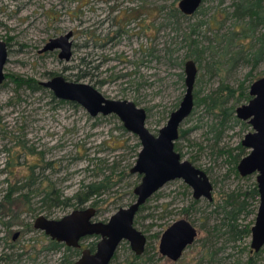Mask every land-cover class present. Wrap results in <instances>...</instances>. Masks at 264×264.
<instances>
[{"label":"rangeland","instance_id":"374dc122","mask_svg":"<svg viewBox=\"0 0 264 264\" xmlns=\"http://www.w3.org/2000/svg\"><path fill=\"white\" fill-rule=\"evenodd\" d=\"M179 1L0 0V41L8 52L0 86V259L21 254L13 264H61L68 253L45 250L50 239L34 230L35 219L59 220L92 207L93 221L106 223L120 208L135 202L133 190L141 182L140 175L130 173L141 148L139 140L116 116L91 118L79 105L58 100L45 88L33 91L31 86L55 76L88 84L108 100H126L144 109L145 127L157 136L184 96V64L193 61L186 58L184 37L195 30L191 37L198 38L199 50L205 49L195 63V98L216 94L225 85L236 91L225 104L228 111L248 103L239 94L240 86L248 92L253 82L264 77V62L255 69L242 60L233 64L241 50L238 41L225 48L223 36L237 29L234 0H205L193 16L176 20L171 15ZM67 33L72 34L69 62L58 59V50L42 52L49 40ZM261 37L260 26L247 52L258 49L256 39ZM247 52L240 56L249 59ZM217 61L218 65L212 63ZM241 96V101L236 99ZM221 120L204 104L194 106L180 126L185 134L178 142L182 160L207 175L212 201L194 200L180 180L167 183L146 202L134 224L146 237L147 251L135 260L129 244L122 242L111 264H247L253 256L250 237L224 245L222 232L213 230L221 219L220 210H214L223 196L244 192L255 183V174L237 178L232 163L252 129L235 112L223 124ZM110 176L115 185L82 207L75 201L67 207H42L45 190L61 200L70 199ZM10 185L19 190L5 201ZM255 216L242 214L238 223L248 225ZM179 220L190 222L197 237L177 262H171L159 255L158 243ZM98 241V237L81 241V250L91 246L95 250ZM261 250L255 264H264V247ZM0 264L7 263L0 260Z\"/></svg>","mask_w":264,"mask_h":264},{"label":"water","instance_id":"95a60500","mask_svg":"<svg viewBox=\"0 0 264 264\" xmlns=\"http://www.w3.org/2000/svg\"><path fill=\"white\" fill-rule=\"evenodd\" d=\"M203 2L204 0H180L177 9L183 16L190 17L200 9ZM71 37L72 34L67 33L49 40L42 52L58 50V59L69 62L72 57ZM7 56L6 44L0 41V85L5 80L3 68ZM184 75V96L157 136L145 127V110L130 101L108 100L92 86L67 82L61 76L40 83L56 99L79 105L91 118L116 116L123 128L138 138L141 147L135 165L130 170L131 174L141 176L140 184L133 190L135 202L127 208H120L106 223L93 221L96 211L92 207L74 210L59 220L41 216L35 219L34 230L67 248L81 249L83 239L99 238L94 252L89 249L81 250L80 257L74 264H110L122 242L129 244L136 257L141 256L145 250L146 237L134 227V219L139 208L169 182L182 181L192 191L194 200L212 201L213 187L207 175L189 161L182 160L174 150L180 126L194 108L193 89L197 67L193 61L185 62ZM248 94V103L235 110L236 118L246 122L252 129L241 141V147L249 153L239 161L236 170L242 178L256 175L259 202L254 224L250 229V252L258 253L264 247V77L250 85ZM17 236L18 233H15L13 240ZM196 237L197 230L190 222L176 221L161 235L158 253L162 258L177 262Z\"/></svg>","mask_w":264,"mask_h":264},{"label":"trees","instance_id":"16d2710c","mask_svg":"<svg viewBox=\"0 0 264 264\" xmlns=\"http://www.w3.org/2000/svg\"><path fill=\"white\" fill-rule=\"evenodd\" d=\"M232 9V15L237 23V29L234 30V32H231L228 36H223L225 40L221 39V41H225V48L230 47L232 44L234 45L235 41H238V46H240L241 50L240 52H238V55L232 60L234 61L233 64H236L239 60H242L246 63L250 62L252 69H255L259 65V63L264 62V37L256 39V42H258L260 45L254 53H249L247 52V50L251 46L252 40L255 39L256 29L260 26L264 28V0H234L232 4ZM171 16L176 20L179 18H186V16H183L178 11V9H175L172 12ZM194 33H196L195 30H192L190 36H188L187 38L184 37V41H188V54L186 55V58H193L194 63H197L199 61L201 51L205 49H198V38L191 37ZM217 39L219 41V36L215 35L214 41L217 42ZM245 51L248 53L249 59H246L244 56H240L241 53H246ZM212 63H215L217 65L219 64L218 61ZM31 87L33 91L40 89L38 86ZM240 87L241 88L239 89V94L242 95L245 100L249 101L250 96L247 92V89H244L242 86ZM235 93V90L229 88L228 86L221 85L216 94L206 96L203 99L197 100L195 98V95H193V98L195 99L194 106L204 104L209 114H212L215 117H222V120L220 122L221 124H223V121H225L227 117L233 115V113L235 112L233 106L229 108V111L225 107L227 101L235 97ZM242 96L237 97L236 99L241 101ZM184 134L185 132L182 129H179V137L174 144V150L176 152L178 151V142L184 138ZM238 149L240 150L239 154L232 160V163L234 164L233 171L237 178H239V174L235 169L239 163V158H244L247 155L245 154V149H243V147L238 146ZM180 157L182 158V156ZM32 182L33 181H31V183ZM114 185L115 184L112 182L111 176L104 177L101 181L86 186L85 190H79V192L74 197L70 199L64 198L62 200L60 196H54L51 191L45 190L40 202L42 204V207L46 208L47 210L59 206L67 207L71 205V201H75L77 207H82L87 202L93 200L94 198L96 199L98 196L112 188ZM17 190H19V188L10 185L7 194L4 198L5 201H9V198H11L15 193H17ZM258 202L259 196L257 193L256 183H253L251 184V186H248V188L244 192H231L223 196V198L221 199V203L217 204L214 210V213L220 210L221 219L219 220V224L214 228L213 231L222 232L221 236L224 239V245L226 243H235L244 238L250 237V229L254 224V221H251V223L248 225L241 226L238 223V219L242 214L245 216H248L251 213L255 215L258 207ZM95 205L96 201H93L91 203V206L94 207ZM144 209L145 207L141 206L138 210V213H140ZM138 213L134 219V224L137 223ZM29 229H32V227H30ZM152 237L157 240L159 239L158 234H154ZM85 239H83L82 241H84ZM61 249H63L65 253H68L63 254L62 259L60 261L61 264H74L75 261L73 259L80 257L81 249L67 248L62 244L56 243L55 241L49 240L48 246L45 247V250L50 252H59ZM89 250L93 252L94 246H91ZM145 251L147 250L145 249ZM261 251L262 250H260L258 253H253V256L249 257L247 264H255L254 258L258 257L261 254ZM20 258L21 254L16 255L13 259L8 258L7 256H3V258H1L0 260L5 261L7 264H13L17 262ZM139 258L140 257H134L135 260H139Z\"/></svg>","mask_w":264,"mask_h":264},{"label":"flooded vegetation","instance_id":"af4514ba","mask_svg":"<svg viewBox=\"0 0 264 264\" xmlns=\"http://www.w3.org/2000/svg\"><path fill=\"white\" fill-rule=\"evenodd\" d=\"M94 47H96L95 45H94ZM57 51V50H56ZM8 53V52H7ZM4 69V68H3ZM3 73H4V71H3ZM5 76V75H4ZM44 83V82H43ZM1 86V85H0ZM39 88H44V87H42L40 84H39V86H38ZM46 89V88H45Z\"/></svg>","mask_w":264,"mask_h":264}]
</instances>
